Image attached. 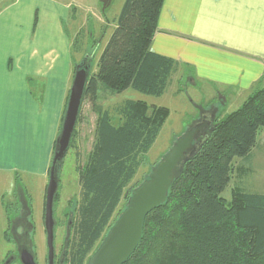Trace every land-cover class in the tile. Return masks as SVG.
Wrapping results in <instances>:
<instances>
[{"label":"trees","instance_id":"trees-1","mask_svg":"<svg viewBox=\"0 0 264 264\" xmlns=\"http://www.w3.org/2000/svg\"><path fill=\"white\" fill-rule=\"evenodd\" d=\"M163 4L125 0L97 69L90 73L83 102L95 101L101 84L116 93L133 88L164 94L182 65L152 50ZM116 111L119 124L108 110L101 113L94 150L79 169L81 197L70 264H84L104 239L170 114L167 107L144 100H127ZM263 129L264 86L202 129L167 201L146 216L142 240L124 264H264V194L236 186L231 200L224 196L236 159L251 162Z\"/></svg>","mask_w":264,"mask_h":264},{"label":"crops","instance_id":"crops-1","mask_svg":"<svg viewBox=\"0 0 264 264\" xmlns=\"http://www.w3.org/2000/svg\"><path fill=\"white\" fill-rule=\"evenodd\" d=\"M41 5L52 16L48 29L60 50L50 61L29 53L27 43L24 49L14 21ZM72 10L62 0H14L0 9V173L39 177L44 190L74 79L66 27ZM152 50L178 61L196 85L239 108L264 86V0H164ZM257 150L264 152V129L252 160Z\"/></svg>","mask_w":264,"mask_h":264},{"label":"rangeland","instance_id":"rangeland-1","mask_svg":"<svg viewBox=\"0 0 264 264\" xmlns=\"http://www.w3.org/2000/svg\"><path fill=\"white\" fill-rule=\"evenodd\" d=\"M13 1L0 0V9ZM62 1L65 3L70 2L73 5L72 20L70 17L66 21L68 33L72 38L73 77L77 70V65L85 61V57L88 58L86 64L91 66L90 73H92L97 69V62L114 31L115 23L125 0H113L105 10H103L101 0ZM38 11H40V14ZM21 15L15 18L14 21H18V32L25 42L24 49L27 43L29 44L27 46L29 53L32 51L36 55L45 54L49 61L52 60L60 50L54 42L56 40L54 33L48 29L49 22L52 24L53 19L47 7L41 5L29 17L27 14ZM34 31L39 34H35L34 43H28L29 37L31 34L33 36ZM210 92L211 88H203L201 85H196L190 73H183V69L181 68L174 75L172 83L161 96L145 94L133 88L116 93L104 84H101L95 101L89 98L84 100L75 136L70 149L60 165L59 188L54 203V214H56L55 218L58 224V229L56 230L58 249L60 248L61 250L69 238L71 229L68 227V220L72 219L74 221L76 218V210L81 197L79 169L86 166L94 150L97 141V125L101 113L108 110L113 123L119 124L120 116L116 109L127 100H144L150 105L167 107L170 111L169 117L162 127L156 142L148 152L145 162L139 168L138 173L127 189L128 199H123L116 210L111 222L113 225L126 209L130 199L129 196H131L134 189L149 176L156 164L171 149L180 136L198 124L206 122L211 124L216 118H221L219 115H226L237 108L236 102L229 101L228 99V103H224L223 99L221 101L222 96L218 92H212L214 94ZM227 98H229L228 94ZM62 118H64V114ZM62 124L63 120L60 123L58 136L60 135ZM200 141L201 137L199 135L196 138V142ZM235 167L237 169L233 173L230 186L224 193V196L228 200H231L232 190L236 186H240L249 192L264 194V152L262 150H257L255 158L249 164L244 163L241 159H236ZM241 170L243 171L241 172ZM29 178L19 177L12 173H0V198L2 195L6 196V202L8 203L9 200H12L18 189L27 186L35 209L34 218L37 220L38 225L36 238H39L41 241L44 239L45 241L39 218L44 197L43 182L39 177L34 178L30 176ZM2 213L0 208V238H2L5 222ZM100 243L101 240L96 244L94 251H96ZM39 253L42 255L43 246L39 248ZM90 256H88L84 264H87Z\"/></svg>","mask_w":264,"mask_h":264},{"label":"water","instance_id":"water-1","mask_svg":"<svg viewBox=\"0 0 264 264\" xmlns=\"http://www.w3.org/2000/svg\"><path fill=\"white\" fill-rule=\"evenodd\" d=\"M112 1L101 0L103 10L110 6ZM90 71L91 66L85 61L77 65L50 167L45 224L52 257L55 235L54 203L59 188L60 165L70 149ZM208 125V122L198 124L188 129L176 140L149 176L134 189L126 209L110 227L87 264H124L130 259L142 240L146 216L167 201L170 188L182 171V163L189 158V154L194 153L196 138Z\"/></svg>","mask_w":264,"mask_h":264},{"label":"flooded vegetation","instance_id":"flooded-vegetation-1","mask_svg":"<svg viewBox=\"0 0 264 264\" xmlns=\"http://www.w3.org/2000/svg\"><path fill=\"white\" fill-rule=\"evenodd\" d=\"M47 186L48 183L44 190L42 210L39 217L45 241L36 238L38 225L37 220L34 218L35 209L27 186L18 189L8 203L6 202V196H1L0 208L5 222L2 238H0V264H70V248L75 219L74 221L72 219L68 220V227L71 232L65 245L60 250L57 247L56 230L58 224L55 218L56 214H54L55 235L52 257L45 224ZM42 246L43 253L40 255L39 248H42Z\"/></svg>","mask_w":264,"mask_h":264}]
</instances>
